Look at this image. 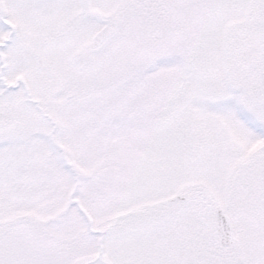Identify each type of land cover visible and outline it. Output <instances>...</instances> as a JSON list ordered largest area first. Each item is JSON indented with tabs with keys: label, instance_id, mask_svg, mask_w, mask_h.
Segmentation results:
<instances>
[{
	"label": "snow or ice",
	"instance_id": "snow-or-ice-1",
	"mask_svg": "<svg viewBox=\"0 0 264 264\" xmlns=\"http://www.w3.org/2000/svg\"><path fill=\"white\" fill-rule=\"evenodd\" d=\"M0 264H264V0H0Z\"/></svg>",
	"mask_w": 264,
	"mask_h": 264
}]
</instances>
